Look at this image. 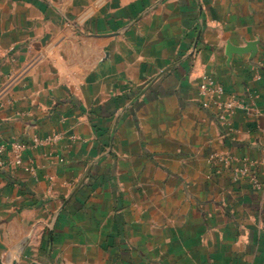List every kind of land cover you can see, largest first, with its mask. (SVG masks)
Masks as SVG:
<instances>
[{
  "label": "crops",
  "instance_id": "obj_1",
  "mask_svg": "<svg viewBox=\"0 0 264 264\" xmlns=\"http://www.w3.org/2000/svg\"><path fill=\"white\" fill-rule=\"evenodd\" d=\"M2 145L4 264H264V0H0Z\"/></svg>",
  "mask_w": 264,
  "mask_h": 264
},
{
  "label": "built area",
  "instance_id": "obj_2",
  "mask_svg": "<svg viewBox=\"0 0 264 264\" xmlns=\"http://www.w3.org/2000/svg\"><path fill=\"white\" fill-rule=\"evenodd\" d=\"M200 92L201 94L205 96L217 98V99H220L225 93L224 88L218 85L216 80L209 75L202 76V84L200 86ZM237 105L239 104L235 100H231L229 103L225 104L224 107H225V112L227 113V115L232 114L234 110L236 109ZM11 147L13 149L12 152L14 153V158L12 159L11 162L14 165L21 166L23 162L22 161V151L24 150V146L18 143H13ZM7 148H8V145H2L0 148V151L5 152L7 151Z\"/></svg>",
  "mask_w": 264,
  "mask_h": 264
},
{
  "label": "water",
  "instance_id": "obj_3",
  "mask_svg": "<svg viewBox=\"0 0 264 264\" xmlns=\"http://www.w3.org/2000/svg\"><path fill=\"white\" fill-rule=\"evenodd\" d=\"M258 43H252V44H249L247 45L246 48H241L239 51H237L239 54H243V53H246L247 51L249 50H255V47H257ZM232 56L229 54V58H231ZM0 264H4L0 261ZM32 264H42V263H39V262H35V263H32Z\"/></svg>",
  "mask_w": 264,
  "mask_h": 264
},
{
  "label": "rangeland",
  "instance_id": "obj_4",
  "mask_svg": "<svg viewBox=\"0 0 264 264\" xmlns=\"http://www.w3.org/2000/svg\"><path fill=\"white\" fill-rule=\"evenodd\" d=\"M255 183H257L258 184V182H255ZM258 186V185H257ZM259 187V186H258Z\"/></svg>",
  "mask_w": 264,
  "mask_h": 264
}]
</instances>
